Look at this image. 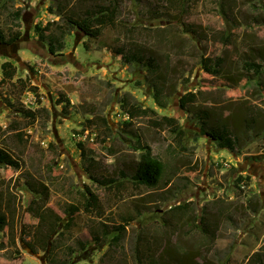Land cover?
<instances>
[{
    "label": "rangeland",
    "instance_id": "obj_1",
    "mask_svg": "<svg viewBox=\"0 0 264 264\" xmlns=\"http://www.w3.org/2000/svg\"><path fill=\"white\" fill-rule=\"evenodd\" d=\"M118 1L117 20L91 37L63 16L109 0H0V28L12 31L18 9L22 23L19 39L0 45V79L3 61L17 68L0 84V125L20 123L23 133L0 134V211L14 217L15 236L11 224L0 230V264H138L137 252L143 264H264V0ZM48 21L57 22L51 35L65 33L62 54L34 29ZM215 56L224 62L212 75L201 58ZM189 91L198 98L183 108ZM144 108L174 121L155 127ZM220 123L238 137L236 150L201 134ZM137 139L166 164L154 188L133 183ZM81 149L94 151V163ZM87 187L102 215L83 211ZM71 204L81 210L69 226ZM178 204L187 206L171 209Z\"/></svg>",
    "mask_w": 264,
    "mask_h": 264
},
{
    "label": "trees",
    "instance_id": "obj_2",
    "mask_svg": "<svg viewBox=\"0 0 264 264\" xmlns=\"http://www.w3.org/2000/svg\"><path fill=\"white\" fill-rule=\"evenodd\" d=\"M60 6V5H59ZM61 7V6H60ZM58 7V8H60ZM52 10V8H50ZM63 13H61L62 15ZM119 14V1L118 0H109V4L107 5H99L96 6L95 9H90L86 10L83 15H71V16H63L68 22L69 25L72 28H76L82 32H84L86 35L91 36V37H99L102 35L104 29L108 26H112L114 22L117 20ZM12 31L10 33L4 32L0 28V43H13L16 40L19 39L21 33L20 30L14 31V28L20 29L22 26L21 23V9H18L14 11L12 14ZM57 24L55 21H48L44 26L41 23H37L34 27L36 33L42 40H46L49 45V51L53 55L57 54H62L61 51L65 48V41L63 39V36L65 35L64 32H62L61 36H55L51 35L50 31L54 27V25ZM139 58V55H132L131 59L132 61H135ZM126 60H129L128 56H125ZM224 62V58L222 56H215V57H202L201 58V63L202 67L205 72L210 73L212 75H217L221 72V66ZM246 65L250 68H256L255 73H260L257 68L260 67V63L257 61H250L246 62ZM150 66L155 68L156 66L154 63H150ZM1 71H2V76L0 79V84L8 81V80H13V78L16 75L17 68L13 63L9 60H6L1 63ZM198 92H192L189 91L185 93L181 98H180V104L184 108L190 103H194L197 98H198ZM154 98L157 102V104L160 107H166L167 105V99L165 98V95L163 94V91L159 87L154 88ZM141 113L143 115H146L149 117V122L153 123L155 127H161L164 125H170L174 121L172 117H168L166 115L160 116V114L152 108H144L141 109ZM201 115H206V113L201 112L199 116V120H203ZM10 123L7 125L5 128L0 125V134L3 132L7 131L8 129L15 130L18 135H23L22 130H21V124L20 123H15L13 124ZM171 138L176 140L175 144L178 145L179 147L183 148L184 147V142L179 139L176 135L175 132H170L169 133ZM201 134H206L209 136L211 139L215 140L218 146L222 149H228L230 151H234L237 149L238 146V137L230 130L228 127L227 123H220L219 125L215 126V128H210V129H203L201 127ZM178 140V141H177ZM137 146L143 149L141 155H140V162L138 163L135 173L132 176L133 183L136 186L139 185H145L147 187L154 188L158 185L160 179L164 175L166 171V164L165 162L158 157L157 155L153 154L152 147L147 144H141L139 139L136 140ZM175 145L169 144V147H173ZM94 151L91 150H85L81 149V156L83 161L87 163L89 166L90 164L94 163V158L95 156L93 155ZM4 162V155L3 151L0 149V169H1V164ZM87 166V167H88ZM91 178L93 181L101 186L107 188L108 185H113L117 184V181L115 179L111 178H98L95 175H91ZM117 186V185H116ZM115 187V186H114ZM118 189V186H117ZM84 196V203L82 205L83 211L87 213H96L99 215H102L103 213V207L100 202V196L97 192L93 191L91 188L87 187L84 193L82 194ZM182 205H175L174 207L172 206L171 209L173 210H178L182 207H186ZM39 210H43L46 212L50 217L54 215V213L50 209H46L38 205L37 207ZM81 210V208L77 205L71 204L68 207L65 208V211L67 214H69V220H68V225L70 226L72 222L75 219V213ZM14 214V213H12ZM8 215L0 211V230H3L11 224L12 230L10 234V239L11 242H15V236H14V217L12 216V221H8ZM198 222L197 225L200 226L204 222V218L199 217L197 218ZM126 226L122 225L119 229V231L113 236V243H118L125 231ZM35 237L38 239L40 243L43 244V248L48 250V241L45 239L43 236L35 233ZM98 240V239H97ZM81 244V243H80ZM29 246L32 248V246L29 243ZM82 246H86V243L82 244ZM138 251V249L136 250ZM151 253V250H150ZM143 254L142 252H137L136 257H137V263L138 264H143ZM256 256V255H255ZM151 262L148 264H156V260L150 259Z\"/></svg>",
    "mask_w": 264,
    "mask_h": 264
},
{
    "label": "flooded vegetation",
    "instance_id": "obj_3",
    "mask_svg": "<svg viewBox=\"0 0 264 264\" xmlns=\"http://www.w3.org/2000/svg\"><path fill=\"white\" fill-rule=\"evenodd\" d=\"M12 43L10 44H7V43H0V45H11Z\"/></svg>",
    "mask_w": 264,
    "mask_h": 264
},
{
    "label": "clouds",
    "instance_id": "obj_4",
    "mask_svg": "<svg viewBox=\"0 0 264 264\" xmlns=\"http://www.w3.org/2000/svg\"><path fill=\"white\" fill-rule=\"evenodd\" d=\"M17 41V40H16ZM10 61V60H9ZM4 62V61H3ZM48 249H49V247H48Z\"/></svg>",
    "mask_w": 264,
    "mask_h": 264
},
{
    "label": "crops",
    "instance_id": "obj_5",
    "mask_svg": "<svg viewBox=\"0 0 264 264\" xmlns=\"http://www.w3.org/2000/svg\"><path fill=\"white\" fill-rule=\"evenodd\" d=\"M6 61V60H5Z\"/></svg>",
    "mask_w": 264,
    "mask_h": 264
}]
</instances>
